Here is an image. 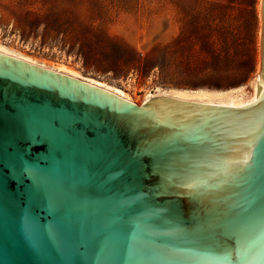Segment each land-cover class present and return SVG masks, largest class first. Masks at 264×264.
<instances>
[{"label": "water", "instance_id": "95a60500", "mask_svg": "<svg viewBox=\"0 0 264 264\" xmlns=\"http://www.w3.org/2000/svg\"><path fill=\"white\" fill-rule=\"evenodd\" d=\"M261 16L257 102L241 108L137 105L0 53V264H264L259 228L241 260L206 250L233 240L228 203L264 199V166L247 173L264 142V0Z\"/></svg>", "mask_w": 264, "mask_h": 264}, {"label": "rangeland", "instance_id": "374dc122", "mask_svg": "<svg viewBox=\"0 0 264 264\" xmlns=\"http://www.w3.org/2000/svg\"><path fill=\"white\" fill-rule=\"evenodd\" d=\"M262 0H0V41L124 89L227 90L261 69Z\"/></svg>", "mask_w": 264, "mask_h": 264}, {"label": "bare ground", "instance_id": "6f19581e", "mask_svg": "<svg viewBox=\"0 0 264 264\" xmlns=\"http://www.w3.org/2000/svg\"><path fill=\"white\" fill-rule=\"evenodd\" d=\"M0 53L16 59L23 60L27 63L53 70L58 73L70 75L72 77L80 78L98 87H101L111 93H114L121 99L133 104H137L135 99L131 97L124 89L114 84L107 83L100 79L81 74L75 68L64 64H49L46 61L39 60L36 57L30 56L14 47L3 44L0 41ZM261 66V65H260ZM261 69L257 72L255 77L249 84L240 85L227 90H210V89H179V88H158L155 93H149L145 98L144 103L159 96H168L183 101L200 103L205 105H215L222 107L241 108L257 102V84ZM139 105V104H137ZM141 105V104H140Z\"/></svg>", "mask_w": 264, "mask_h": 264}, {"label": "snow or ice", "instance_id": "6c2138e0", "mask_svg": "<svg viewBox=\"0 0 264 264\" xmlns=\"http://www.w3.org/2000/svg\"><path fill=\"white\" fill-rule=\"evenodd\" d=\"M251 147V146H250ZM255 147V157L252 160V166L247 167L249 161H244L247 167L249 176H254L256 167L253 162L258 161L261 166H264V142H257ZM214 149V145L200 146L196 151L201 157L210 154ZM220 223L222 227L232 233L233 240L231 242L225 241L224 243H216L215 241L209 244L206 248L207 251L217 255L222 259H230L233 252H237L236 259H243L241 251L246 247L244 243L247 236L251 231L259 228L261 233L264 234V199L259 202L253 198H246L244 203L239 201H231L219 213ZM236 241L241 243L238 245Z\"/></svg>", "mask_w": 264, "mask_h": 264}]
</instances>
